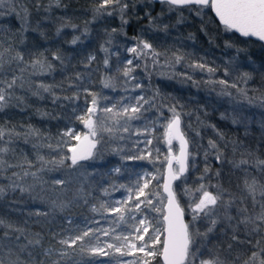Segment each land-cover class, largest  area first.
<instances>
[{
  "label": "trees",
  "instance_id": "obj_1",
  "mask_svg": "<svg viewBox=\"0 0 264 264\" xmlns=\"http://www.w3.org/2000/svg\"><path fill=\"white\" fill-rule=\"evenodd\" d=\"M100 2L101 0H59L58 3L57 0H15L14 10L11 6L0 8V45L4 48L12 46L15 51L24 53L26 61L40 58V53L51 60L52 53L57 50L64 57V64L52 60L53 70L51 72L40 73L37 71L32 75L30 77L31 88L26 83L24 88L15 90V97H22V101L13 98L9 101L8 106L0 110V126L15 129L16 132L21 133L18 138L13 137L12 143L7 145L12 150L5 155V159L10 164H20L26 156L35 162L37 151L47 159H51L53 156L58 158L59 153L55 151V146L61 131L67 127H72L76 132L84 127L76 119V116L86 112V99L89 102L91 100V97H86L84 88L107 96L113 101L122 95H127L122 90L123 79L115 90L104 88L101 81L104 76L117 74V69L122 68L125 63V50L129 45L134 46L136 43L133 37H141L149 40L157 51L166 54L159 57L160 65L157 66H153L151 59L137 61L140 67L136 68L134 72V76L137 77L136 82L143 84L147 90L145 95L152 96L153 92L159 90L161 99L158 103H166L170 106L179 101V104L183 105V112L188 114L182 116V128L191 141L189 150L195 154V159L190 157L189 163L190 165L194 163L195 167L190 166L180 179L183 181L182 185L176 183L177 181L174 183V191L177 193V200L184 209L186 222H189L190 215L186 212L181 188L185 191L186 188L194 190L201 183L206 185L220 184L228 193L239 196L237 185L242 183L243 172L235 169L231 161H239L241 158L247 157L249 153H251L253 160L257 157L264 159V103L261 101V97L264 96V43L241 37L234 31H226L224 26L216 21L209 7H206L203 14L198 16L195 11L196 6H192L191 11L188 6H174L173 10L170 11L169 5L161 2L123 0L129 5L124 17L128 23L123 26V32L118 31L112 37L109 70L103 65L105 53L100 50V45L108 39L106 32L113 28L120 29L121 19L119 11L112 7L107 8L103 14L94 19V9L99 6ZM24 9H27L26 17ZM109 11H112L113 15H107ZM181 16L183 19L177 23ZM149 17L156 18V25L159 27L150 25ZM63 24L69 26L61 27ZM72 24L77 27L72 28L70 26ZM164 25L169 26L167 31L161 30ZM85 26L89 30L86 36L82 35ZM58 28L60 29L59 33H57ZM74 36L81 37L77 44L70 43ZM226 41L231 43L232 47H225ZM237 49L242 51L238 52ZM177 50L179 53L187 54L185 61L175 65L174 68L164 67L163 65L168 63L171 54ZM90 54H94L96 59L88 64L87 57ZM233 57L236 58L234 65L228 63ZM194 62L206 63L208 66L218 68V71L210 76L206 71L188 67ZM145 65H147V69ZM19 67H24V65ZM226 67L230 69L227 76L224 72ZM11 68L16 69V65H12ZM31 72L32 69L29 67L25 76L28 77ZM241 72H249L252 75V79L246 85L249 89L248 96L254 97L251 103L242 97L236 89H224V86L218 83L215 85L205 83L209 80L219 81L223 79L227 80L230 85L236 81ZM77 73H81L84 79L77 80ZM183 73H187L192 79H185L183 75H180ZM11 74V71L7 72L8 78L11 77ZM16 74L19 75L18 70ZM193 81L198 82V86H194ZM40 83L55 87L51 93H44L41 90L40 95H32V92L36 91V85ZM77 85H82V87L78 88ZM240 86L244 87L245 85L241 84ZM222 90L230 92L231 96L221 95ZM76 92H79L78 100L63 99L65 96H73V93ZM140 94V89L132 93V95ZM54 96L59 97L55 102ZM105 106L110 105L105 102ZM74 107L78 109L75 114L72 111ZM160 111L163 116L159 118L152 133L147 137L136 135V129L142 128L145 123L144 120L136 121L133 123L132 134L129 139L117 142L109 141L108 137L105 136V143L99 149L103 158L98 156L95 160L82 162L85 165V170L93 173L89 179L98 182L96 187L92 189L93 196L97 199L91 202L112 200V193L105 197L100 188L111 183V180L103 174L110 173L109 168L113 164L122 167V172L118 176L112 175L113 179H118L119 183L125 184L129 181L125 178L128 174H131L132 181L136 180L135 173L138 166L151 173H155L157 168L164 172L163 169L166 164L164 158L168 154V145L164 140V128L161 125L167 123L171 113L166 107H162ZM42 113H46V115ZM157 115L155 109L145 113L147 120H155ZM234 119L238 122L234 123ZM188 125H191V128ZM212 125L215 126V129ZM29 126L39 130L41 134L39 140L36 137L25 139L24 133ZM196 130L200 132L199 136L196 135ZM217 131L224 134V140L220 139ZM124 135L127 136L128 134ZM146 138L153 139V144L147 146V149L143 143ZM7 139L9 138L5 136V140ZM210 139L216 140L224 151L223 163L216 159L215 152H210L207 160L205 159V149L208 148ZM137 140L142 141L138 148L145 149L144 151H137L132 147ZM37 143L44 146L37 150L33 147ZM49 144L53 146L52 149L47 147ZM114 147L123 148L129 155H147L150 150L153 154L154 163H150L147 159L121 161L119 156L111 152ZM156 149H159V159L156 158ZM64 151H67V146L64 147ZM206 166L210 171L204 180H200L199 178L204 174ZM247 167L253 176L264 182V173L251 165ZM218 170L220 175L217 177L215 174ZM12 172L20 173L22 169L13 167L0 172V185L6 186L10 183L9 177H11ZM56 176L57 173L55 172L48 173L44 179L50 183L51 179ZM161 181L162 179L158 183L154 181L151 191H160ZM22 183L31 184L33 180L31 177H27ZM208 190L215 194V188L210 187ZM46 194L41 191L39 186L31 193H20L19 190L7 191L6 195L0 198V219L16 226L25 227L31 233L40 232L44 237L42 246L29 250L32 251L35 260L43 259L46 264H51V259L57 257L55 255L51 258L45 257L43 248L50 245L58 247L52 238V233L60 232L62 228H70L71 226L67 225V221L63 219L64 214L58 213L54 221L49 218L50 222L42 223H36L37 218L34 215H29V213H34L37 210L47 211V207L39 199L41 195ZM188 194L190 197L192 195V200L193 198L196 200L199 195L193 191H189ZM223 199L228 200L229 196L225 194ZM158 206L161 207L162 212H153L154 217H156L154 224L156 227H163L162 203L160 202ZM242 206H247L251 210V201L248 200L246 205L233 204L228 209L227 214L239 219L237 208ZM217 210L218 216L224 215L223 207ZM70 215L76 224H82L84 217L100 220V217L91 213L88 207L77 206L71 209ZM40 219L41 221L44 220V218ZM235 222L234 219L232 223L235 224ZM101 225L107 226V222L101 220ZM5 230L0 227V242L14 241L18 234L8 230L10 236L5 239ZM68 234L65 232V235ZM239 235L241 239L245 238L243 226H240ZM231 236L232 229L228 226V221L222 220L217 228L208 234L206 240L201 242L198 239L192 251L194 252L195 248L200 249L203 255L200 252L197 255L201 260L209 259L208 250H212L213 253H218L226 264H244L252 252L257 251L252 245H255L256 240L264 239V230L261 231L260 235L250 238L252 245L234 243L231 241ZM20 243H26V241L21 238ZM229 244H232L231 250L228 248ZM158 247L160 248V246ZM261 247H264V243L261 244ZM27 256V252L21 253V259H27ZM237 257L239 259H236ZM101 259L106 260L108 258ZM153 264H162L160 256L155 258Z\"/></svg>",
  "mask_w": 264,
  "mask_h": 264
},
{
  "label": "snow or ice",
  "instance_id": "obj_2",
  "mask_svg": "<svg viewBox=\"0 0 264 264\" xmlns=\"http://www.w3.org/2000/svg\"><path fill=\"white\" fill-rule=\"evenodd\" d=\"M59 0H57V3ZM162 3L169 5V10H173L174 6H188L192 10V6H196V15L201 16L206 7H210L219 19L221 25L226 31L235 30L245 37H257L260 41H264V0H161ZM4 6H11L14 10L15 0H0V8ZM112 7L120 13L121 27L120 29L113 28L106 32L108 39L100 45V50L105 53L103 65L110 70V46L112 44V37L118 31L123 32V26L128 23L124 18L126 10L129 5L123 0H101L99 6L94 9V19L103 14L105 10ZM24 15L27 16V9H24ZM107 15H113L112 11L107 12ZM23 19V17H22ZM183 16L177 20L180 23ZM26 22V20H25ZM149 24L156 25V18L149 17ZM69 26L63 24L61 27ZM72 28L77 26L72 24ZM159 27L158 25H156ZM168 25H164L162 31H167ZM60 29H57L59 33ZM88 28L85 26L84 33L87 35ZM43 35V33H41ZM136 41L135 45L127 48V52L132 54L133 58L127 59L122 68L117 69V74L102 77L104 88H111L115 90L119 86V82L123 79V91L127 95H122L117 100H112L100 93H94L89 89L84 88L83 91L86 97H91L90 102L86 99V112L82 115L76 116L84 127L87 129L86 133L79 134L74 131V128L67 127L62 130L60 137L55 146V151L59 153V157L53 156L47 159L44 155L37 151L36 161L29 160L26 156L20 164H10L5 155L11 151L7 145L12 143L13 137H19L21 133L16 132L15 129H8L5 126H0V172L7 171L13 167H19L22 172H12L9 177L10 183L6 186L0 185V198H3L7 191L15 192L19 190L20 193H31L37 186L41 191L47 193L39 197L42 204L47 207V211L37 210L34 213H29L30 216L37 218L36 223L50 222L49 218L54 221L56 215L64 214L63 219L67 221L70 228H62L60 232H53L52 238L55 240L58 247L49 246L43 248V255L51 258L55 255L56 259H51V264H153L157 256H161L164 264H188V258L192 257L191 264H195L197 253L192 251V248L199 239L201 242L206 240L209 233H212L221 223L222 220L228 221V226L232 229L231 241L240 245L245 243L252 245L251 237L260 235L264 230V182L257 179L249 171V165L259 169L264 173V159H251V153L247 157L241 158L239 161H231L233 167L243 172L242 183L237 185L240 193L237 196L234 193H228L220 184L206 185L201 183L199 187L194 190L185 189L187 194L193 191L199 194V199L190 202V211L192 219L189 222L184 220V209L181 208L177 193L173 189V181L180 180L184 174L189 170V167H195V164L189 163L190 157L194 160L195 154L190 152V139L187 133L182 128V116L188 115L183 112V105L179 101L171 104L158 103L161 99L159 90L153 92L152 96L145 95L146 89L143 84L136 82L137 77L134 76L135 69L140 67L137 62L141 59H151L153 66L160 65L159 57L165 55L156 50L151 42L141 37H133ZM81 40L80 36H74L70 41L71 44H77ZM107 45V46H106ZM225 47H232L231 43L225 42ZM237 51H242L237 49ZM187 54L173 52L169 57L168 63L164 67H172L181 64L185 61ZM40 58L25 60L24 53L15 51L12 46L4 48L0 45V110L8 106L9 101L16 98L22 101V97H15V90L17 88H24L25 84L31 88L30 77L37 71L40 73L51 72L53 70L52 60L60 61L64 64V57L59 50L52 53V59L49 60L43 53L39 54ZM96 59L94 54L87 57L88 64ZM235 57L228 63L234 65ZM16 65V69L11 68ZM24 65V67H19ZM87 66V65H86ZM32 72L25 76L28 68ZM188 67L192 69H199L206 71L210 76L218 71V68L208 66L206 63L194 62ZM147 69V65H145ZM17 70L19 75L16 74ZM11 71V77L8 78L7 72ZM227 76L230 72L229 68L224 69ZM163 74V73H162ZM187 80L192 77L187 73L180 74ZM77 80H83L84 76L81 73L76 74ZM252 79L249 72H241L236 81L228 84L227 80H209L206 84H220L224 89L233 88L251 103L254 97H249V89L246 87L248 82ZM194 86H198V82L193 81ZM245 85L241 87L240 85ZM130 86V87H129ZM54 85H45L43 83L36 85V91L32 95H40L41 90L44 93H51ZM82 87V85H77ZM137 89L141 90L140 95H132ZM221 95L231 96V93L222 90ZM59 97L54 96V102ZM65 100H78L79 92L73 93V96L63 97ZM264 103V96L261 97ZM107 102L110 106H105ZM162 107H166L171 113V117L167 120L164 128V140L168 145V154L164 158L167 164L166 172H161L159 168L155 173H150L147 170L141 175L136 174V180L128 184L117 183L113 179L112 174L118 176L122 172L121 166H115L103 175L107 176L111 183L106 187H101L100 191L103 196L108 197L113 192L123 190L126 195L120 199L99 200L98 203L91 202L97 198L93 196L92 189L96 187L98 182H93L89 178L93 173L85 170L83 161L95 160L98 156L102 159L103 155L100 152V146L105 143V136L109 141H125L131 137L133 123L144 120L145 123L142 128L136 129L137 136L150 135L153 128L156 126L159 118L163 116L160 111ZM155 109L158 113L155 120H147L145 113ZM77 108H73V114L77 112ZM46 115V113H42ZM223 116V114H222ZM238 122L234 119L233 121ZM191 128V125H188ZM215 129V126L212 125ZM124 134H128L127 136ZM25 139L28 137H36L39 140L41 134L38 129L31 126L24 133ZM196 135L200 132L196 130ZM217 135L221 140H224V134L217 131ZM5 136L9 139L5 140ZM74 141V143H72ZM173 141L178 142V151H174ZM142 141L137 140L133 144V148L137 151H144L145 149L138 148ZM147 146L153 144V139H145ZM227 143V141H225ZM44 145L35 144V149L42 148ZM67 146V151L64 147ZM52 149L51 144L47 145ZM235 150V145H234ZM111 152L123 160H144L147 159L150 163H154L153 154L149 150L147 155H129L121 147H114ZM210 152H215L216 159L223 163L224 151L220 148L216 140L210 139L208 141V148L205 149V159ZM156 158L159 159V149H156ZM26 165V166H25ZM35 170H32V169ZM210 169L206 166L204 174L199 178L204 180ZM57 173L55 178L48 180L44 176L48 173ZM220 175L219 170L215 174ZM31 177L33 183L25 185L22 181ZM163 179V191L167 193L166 211H163L164 228L161 230L155 227L149 213L155 211L161 213L162 209L158 206L162 202V195L157 191H150L153 182H159ZM143 181V183H141ZM215 188V194L209 191V188ZM229 196L228 200H224V195ZM36 199V197H33ZM251 201V210L247 206L237 208V216L239 219L228 215L227 211L233 204L246 205L247 201ZM156 201V203H154ZM81 206L88 207L89 211L100 217V220L84 217L82 224H76L70 215L71 209ZM223 207L225 213L223 216H218L217 209ZM148 210L147 212L145 210ZM258 209V210H257ZM40 218H44L41 221ZM201 219L208 220V227L204 232H201L195 227L196 222ZM235 219V224L232 221ZM101 220L107 222V226L101 225ZM240 226H243L245 238L241 239L239 235ZM0 227L6 229L4 231V238L10 236V231L18 235L15 236L14 241L8 240L7 243L0 242V264H46V261L41 259L35 260L32 251L38 246H42L44 237L40 232L31 233L25 227L16 226L13 223L6 222L0 219ZM223 231V230H222ZM68 232V235H65ZM57 237H59L57 239ZM23 238L26 243H20ZM264 239L256 240L255 245L257 249L253 251L248 260L244 264H264V247L261 244ZM162 245V250L158 246ZM229 250L232 244L228 245ZM27 252V259H21V253ZM203 255L202 252H200ZM209 259L200 260L199 264H226L218 253H213L208 250ZM125 257H132L130 260ZM101 258H108L103 260ZM236 259H239L237 257Z\"/></svg>",
  "mask_w": 264,
  "mask_h": 264
},
{
  "label": "rangeland",
  "instance_id": "obj_3",
  "mask_svg": "<svg viewBox=\"0 0 264 264\" xmlns=\"http://www.w3.org/2000/svg\"><path fill=\"white\" fill-rule=\"evenodd\" d=\"M162 3V2H161ZM133 45H129L128 47H132ZM127 47V48H128ZM131 58H133V56H132V54H130V53H128L127 52V49L125 50V56H124V60H125V62L127 61V59H131ZM87 132V129L85 128V127H83L81 130H78V131H76V133H79V134H83V133H86ZM175 144V145H174ZM173 145H174V151H177V143H173ZM113 167H115V165L113 164L112 165V167H110L109 168V172H110V170L113 168ZM144 171H145V169L143 168V167H139L138 166V169L136 170V173H135V175L137 174V173H139V174H143L144 173ZM149 172V171H148ZM151 173V172H150ZM112 175H115V174H112ZM125 178L127 179V180H129L128 181V183H130L132 180H131V174H128L127 176H125ZM116 181H117V183H119V181H118V179H115ZM134 181V180H133ZM176 182V181H175ZM182 182L183 181H181V180H177V182L176 183H179V185H182ZM128 183H126V184H128ZM141 183H143V181H141ZM153 186V185H152ZM181 187V186H180ZM173 189H175L174 187H173ZM150 191H151V188H150ZM180 191L183 193L182 194V196H183V198H182V200H183V202L185 203V206H186V212H188V214L190 215V218H189V221H191V219H192V216H191V211H190V202L192 201V195H191V197L189 196V194L187 193H185V191L183 190V188H181L180 189ZM159 192H161V189H160V191ZM124 195H126V193L123 191V190H121V191H118V192H113L112 193V200H116V199H120V198H122V196H124ZM161 195H162V197H163V199H162V207H163V205H164V195H163V192H161ZM199 199V195H198V197H196V200H198ZM154 203H156V201H154ZM146 212L148 211L147 209L145 210ZM153 212H155V211H152V212H150L149 213V217H150V219H152V222H153V224H154V222H155V218L156 217H154V214H153ZM217 214H218V210H217ZM219 215V214H218ZM163 217V216H162ZM154 226L156 227V225L154 224ZM195 227L196 228H198V229H203V230H206V228L208 227V220L207 219H201V220H199V221H197L196 222V225H195ZM158 228H160L161 230H163V227H158ZM198 241V240H197ZM161 248H162V245L160 246V250H161ZM196 249L197 248H195L194 249V252L196 251ZM198 254V253H197ZM130 259H132V257H127L126 258V260H130ZM200 258L198 257V255H197V258H196V260H195V264H199V262H200ZM203 260V259H202ZM191 261H192V257H189L188 258V264H191Z\"/></svg>",
  "mask_w": 264,
  "mask_h": 264
},
{
  "label": "water",
  "instance_id": "obj_4",
  "mask_svg": "<svg viewBox=\"0 0 264 264\" xmlns=\"http://www.w3.org/2000/svg\"><path fill=\"white\" fill-rule=\"evenodd\" d=\"M153 2H155V3H158V2H161V0H152ZM176 7H179V6H176ZM209 9H210V11H212L211 10V8L209 7ZM212 14H213V16H214V18L216 19V21H218L219 22V19L215 16V13L212 11ZM220 23V22H219ZM230 31H234L236 34H238L239 36H241V37H245V36H243V35H241L239 32H236L235 30H230ZM247 38H250V39H252V40H258V41H260L257 37H247ZM261 42H263L264 43V41H261ZM177 143V151H178V147H179V145H178V142H176ZM166 170H167V164H165V166H164V169H163V171L164 172H166ZM162 184H161V192H163V195H164V205H163V211H166V208H165V206L167 205V193H164V191H163V188H162V185H163V179H162ZM174 183H175V181H173V187H174ZM179 202V201H178ZM179 204H180V206H181V203L179 202ZM181 208H182V206H181ZM162 220H163V217H162ZM184 220H185V222H186V218H185V212H184ZM163 224H164V222H163ZM163 228H164V226H163ZM161 250H162V248H161ZM160 260H161V263L162 264H164V262H163V259H162V257L160 256Z\"/></svg>",
  "mask_w": 264,
  "mask_h": 264
}]
</instances>
